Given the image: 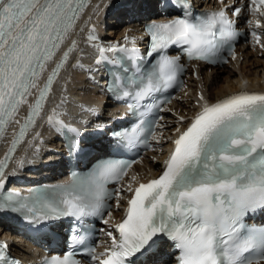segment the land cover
Here are the masks:
<instances>
[{"label":"snow or ice","instance_id":"1","mask_svg":"<svg viewBox=\"0 0 264 264\" xmlns=\"http://www.w3.org/2000/svg\"><path fill=\"white\" fill-rule=\"evenodd\" d=\"M86 2L0 0V135L19 107L27 103L31 89L37 87L47 62L75 27ZM175 4L181 9L179 15L145 25L149 42L144 54L136 47V38L130 40L127 35L124 45H93L99 52L97 64L109 61L105 53L125 54L129 67H124L121 59H112L110 62L119 67L106 88L117 99L131 100L130 110L182 84L185 67L179 55H168L169 49L179 48L190 61L210 63L223 61L225 52L235 55L233 44L239 33L236 19L228 13L239 18L243 3L199 14L188 0H175ZM247 7L252 14L264 17V0H249ZM255 25L259 29L261 21L255 20ZM94 33V28L90 29L89 42L98 39ZM251 35L259 44L258 32L253 30ZM75 47L72 40L35 103L29 105L21 138L40 114L41 101ZM77 66H81L79 62ZM199 101L200 109L190 121L179 117L186 127L176 129L162 170L146 182H138L136 175L125 182L135 161L109 160L98 163L87 176L73 174L67 183L22 194L16 189L5 191L7 165L0 160V213H20L33 225L50 227L67 217L77 222L100 217L111 242L99 253L94 247L87 249L92 264H140L139 256L165 242L170 244L176 264H262L264 226L248 225L246 218L264 213V92L239 91L212 103L200 94ZM153 107L159 108V104ZM54 117L55 109L48 123L52 124ZM55 123L63 126L61 121ZM145 124L141 120L119 133L121 142L150 147L160 125L158 120ZM68 131L79 134L74 128ZM17 143L14 136L5 160ZM109 184L116 187L110 189ZM113 199L117 209L126 200L123 216L115 223L109 203ZM83 241L84 237L74 235L69 250L53 255L45 264H80L74 248ZM6 247L0 243V261L19 264L7 259Z\"/></svg>","mask_w":264,"mask_h":264},{"label":"bare ground","instance_id":"2","mask_svg":"<svg viewBox=\"0 0 264 264\" xmlns=\"http://www.w3.org/2000/svg\"><path fill=\"white\" fill-rule=\"evenodd\" d=\"M99 0H96L98 2ZM132 7L135 10L134 15H143L152 12V0H131ZM120 0H101L98 7L89 9L87 15L78 24L76 34L69 38V41L78 38V49L71 58L66 69L64 70L61 81L57 85L52 95V100L45 111L44 120L30 138V143L34 144L39 141L45 144H53L54 140L48 137L44 132L46 121L49 115H52L55 109V117H60L66 112H90L92 106L97 102L100 104L98 89L89 78L88 69L90 64V51L93 45L116 43L124 41V36L130 37L140 29L137 24L130 26L123 25L127 18L126 14L119 7L122 3ZM146 3L144 11H139L140 4ZM196 6V5H195ZM94 28L97 40L89 42L87 37L90 29ZM139 34V32L137 33ZM79 65L74 67V65ZM86 68L87 72L81 71ZM239 91L264 92V47L262 49H239L235 57L218 67L212 68L211 71L201 69L196 79L188 78L183 90L175 95L171 103L166 106L165 116L163 117L162 130L157 132L155 142L160 145L149 153L140 163H136L125 182L132 175H136L138 182H145L149 178L156 176L161 170V162L167 156V150L170 149L171 140L176 136L177 128H184L186 124L179 121L183 116L190 121L195 112L199 111L202 102L199 101V95L203 94L209 103ZM124 200L121 201V203ZM114 206L116 201L113 202ZM115 209L116 206H115ZM120 212L114 210L112 217H116ZM10 246L14 253L23 258H28L29 247L19 241L16 236L9 235Z\"/></svg>","mask_w":264,"mask_h":264}]
</instances>
